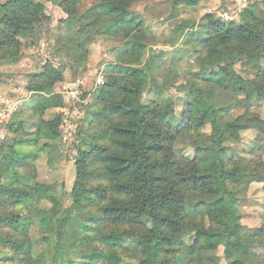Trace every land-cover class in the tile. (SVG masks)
Masks as SVG:
<instances>
[{
	"label": "trees",
	"instance_id": "obj_1",
	"mask_svg": "<svg viewBox=\"0 0 264 264\" xmlns=\"http://www.w3.org/2000/svg\"><path fill=\"white\" fill-rule=\"evenodd\" d=\"M52 1L68 14L65 48L78 54L76 65L87 63L96 38H122L123 45L115 50L117 59L107 68L105 82L98 89L96 104L101 109L96 120L104 125L95 136L93 150L81 151L76 163L73 205L64 209L51 189L45 190L33 180L29 183L22 175L9 176L8 183L0 184V207L21 205L29 211L26 215L0 216V226L12 227L22 236L19 241L3 239V245L17 254L30 255V259H22L23 264H123L113 248L107 252L93 248L96 237L92 235L108 232L120 237V228L133 225L142 233L129 247L132 252L155 248L170 254L184 233L196 234L198 243L211 238L206 232L209 224L226 236L227 264H264V256L253 253L264 248V225L248 229L240 213L249 186L260 175L253 171V163L233 149L241 142L242 132L255 129L264 133V120L250 111L232 116V105L225 107L216 95L223 91L225 97L242 96L249 104L264 101V69L260 65L264 58V12L257 7L259 2L251 0L240 23L205 16L201 28L207 37L200 39L199 72H208L206 80L213 87L208 93L188 91L189 101L181 114L184 121L179 124L173 103L143 101L151 63L148 60L143 65L148 43L143 17L133 10L138 0ZM87 1L95 4L81 14ZM180 2L196 6L199 0L177 4ZM45 18V7L38 0L0 3L2 60L13 64L21 57L24 44L20 38L30 40L33 46ZM77 27L78 35L73 38L70 35ZM62 54L59 51L54 57L62 58ZM238 62L256 73L254 80L212 70L216 63L233 66ZM64 81L65 68L46 63L30 78L25 92L27 96H52L55 86ZM46 110L41 106L38 112L43 115ZM57 116L42 121L35 133L37 139L54 142L59 137L60 113ZM18 117L16 114L8 124L10 132L20 129H15V124L21 125L16 123ZM22 143L10 140L0 147V181L4 177L2 166L8 161L6 171L10 173L18 160L11 151ZM257 155L261 158L262 154ZM10 157H14L13 162ZM93 166L100 169L91 171ZM94 182L100 183L91 186ZM16 185L26 187L18 190ZM32 197L35 201L30 207ZM41 201L51 207L36 206ZM93 207L96 211L87 214L86 209ZM32 237L40 238L47 250L37 249ZM198 246L195 261L203 264V247Z\"/></svg>",
	"mask_w": 264,
	"mask_h": 264
},
{
	"label": "rangeland",
	"instance_id": "obj_2",
	"mask_svg": "<svg viewBox=\"0 0 264 264\" xmlns=\"http://www.w3.org/2000/svg\"><path fill=\"white\" fill-rule=\"evenodd\" d=\"M7 1L0 0V3ZM38 1L44 5L46 15L37 29L40 33L39 40L31 46L30 40L20 38L24 48L21 57L13 64H7L0 55V108L5 105L7 107V101L22 103L16 113L19 115L16 123L20 122L21 125L15 124V129H20L16 133L13 132L14 130L9 131L10 137L4 143H9L10 140L23 142L22 145L16 146V150L14 148L11 151V155L14 154L18 160L17 163H13L10 173L6 171L8 161H5L2 166L1 172L4 173V177L0 184L8 183L9 176L22 175L28 178L29 183L33 180L45 186V190L51 189L54 196L63 204L64 209H68L74 202L72 194L77 182L76 163L80 158V153L93 148L96 143V134L103 129L104 121L96 120V113L101 109V106L96 104L98 89L105 82L107 68L117 59L115 50L117 51L123 45V40L122 38L110 40L96 38L90 45L87 63L84 66L76 65L78 54L65 48L68 41L64 40V36L69 35V28L65 22L68 14L52 0ZM179 1L181 0H138L133 10L143 17L144 28L147 31L148 49L143 65L148 60L151 63L150 81L143 101L152 102L155 105H159L161 101L173 103L177 122L182 124L184 118L181 114L189 101L188 91L199 89L208 93L213 87V83L206 80L208 72H199L198 50L202 52L200 39L207 37V34L204 36L205 32L201 28L204 18L211 15L218 19V13L221 10H230L234 4L232 0H199L196 6H186L181 2L177 4ZM253 2H259L257 7L264 12L263 0H252ZM94 4L95 2L91 1L85 2L80 13L82 14ZM240 22L241 18L237 23ZM77 29L78 27L72 31L71 37H77L79 32ZM59 51L63 52L62 58L54 57ZM46 63L57 68H65V81L55 86L52 96L44 94L27 96L25 90L30 78L42 71ZM260 65L264 69V58ZM212 70L233 78L241 76L254 80L256 77V73L246 68L243 62H238L233 66L216 63ZM77 83L82 90L81 98L75 102H71L74 99L66 101L61 92L63 93L66 89L70 90ZM216 95L225 107L232 105L234 108L232 116L237 117L250 111L264 120V101H253L249 104L242 96L235 99L227 98L223 91L216 92ZM41 106L47 109L43 115L38 112ZM73 106L80 110V118L75 121L76 127L62 130L63 109ZM168 107L171 108L169 105ZM59 113L61 116L59 137L54 142L37 139L35 133L42 125V121H52L58 117ZM16 114L6 123L8 130V124ZM206 132L210 133V127H207ZM65 136L67 139L64 138ZM233 149L235 153L253 163L255 168L253 171L260 175L257 181L249 186L244 204L240 208L241 222L248 229L261 228L264 225V133L255 129L242 132L241 142L233 145ZM259 152L262 154L261 158L257 155ZM191 153L190 151L189 154ZM11 159L13 162L14 157H10ZM99 169L100 167L93 166L91 171ZM98 183L100 182L90 185ZM23 187L26 185H16L14 188L20 190ZM34 201L32 197L30 207ZM36 206L50 208L51 204L41 201L36 203ZM28 211L29 208L21 205L14 208L5 205L0 207V216L18 213L26 215ZM91 211H96V208L86 209L87 214ZM4 227L0 226V264H23L22 259H30V255L17 254L1 242L9 238L19 241L22 239L21 234L12 227L5 229ZM206 232L212 237L199 241V243L196 234H182L179 242L172 247L170 254L157 252L155 248L132 252L129 247L142 232L139 227L131 225L119 229L120 237L111 236L108 232L93 234L92 237H96L93 248L105 252L113 248L122 257L123 264H196L198 245H202L203 264H227L224 254L225 234L217 233L216 228L209 224L206 226ZM122 239L125 240L124 244H121ZM32 241L37 249L46 248L40 238L33 240L32 237ZM253 253L257 256H264V248L258 247ZM11 256L12 259H8Z\"/></svg>",
	"mask_w": 264,
	"mask_h": 264
},
{
	"label": "built area",
	"instance_id": "obj_3",
	"mask_svg": "<svg viewBox=\"0 0 264 264\" xmlns=\"http://www.w3.org/2000/svg\"><path fill=\"white\" fill-rule=\"evenodd\" d=\"M234 7L232 9L228 10H221L218 13V19H221L223 21L227 22H234L237 23L238 20L241 18L244 9L248 6V4L251 2V0H232ZM101 77V76H100ZM101 82V78H99ZM62 95H64V99L66 101H71V99H74L71 102L78 101L81 98L82 90L80 88L79 83L75 84L71 89H66L61 92ZM15 102H9L7 101L8 106H3L0 108V145L8 140L10 137V132L7 129V122L11 119V117L16 114L22 105V103ZM5 104V102H3ZM63 118H62V130L67 128H73L76 127L75 121H77L80 118V110L73 106L72 108H66L63 109ZM68 133V131H67ZM67 139V136L64 137Z\"/></svg>",
	"mask_w": 264,
	"mask_h": 264
},
{
	"label": "crops",
	"instance_id": "obj_4",
	"mask_svg": "<svg viewBox=\"0 0 264 264\" xmlns=\"http://www.w3.org/2000/svg\"><path fill=\"white\" fill-rule=\"evenodd\" d=\"M34 93H30V95H33ZM36 95V94H35ZM26 100H29V98H26Z\"/></svg>",
	"mask_w": 264,
	"mask_h": 264
}]
</instances>
